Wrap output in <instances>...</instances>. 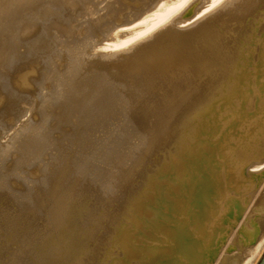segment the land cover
<instances>
[{
	"label": "bare ground",
	"instance_id": "bare-ground-1",
	"mask_svg": "<svg viewBox=\"0 0 264 264\" xmlns=\"http://www.w3.org/2000/svg\"><path fill=\"white\" fill-rule=\"evenodd\" d=\"M264 0H0V264H256Z\"/></svg>",
	"mask_w": 264,
	"mask_h": 264
},
{
	"label": "water",
	"instance_id": "water-1",
	"mask_svg": "<svg viewBox=\"0 0 264 264\" xmlns=\"http://www.w3.org/2000/svg\"><path fill=\"white\" fill-rule=\"evenodd\" d=\"M256 264H264V251H263V253L261 254V256H260V258H259V260L257 261Z\"/></svg>",
	"mask_w": 264,
	"mask_h": 264
}]
</instances>
